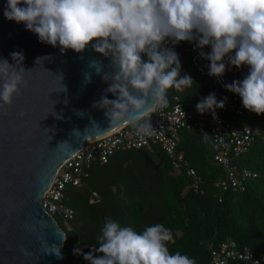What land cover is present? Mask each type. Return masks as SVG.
<instances>
[{"label": "clouds", "instance_id": "obj_1", "mask_svg": "<svg viewBox=\"0 0 264 264\" xmlns=\"http://www.w3.org/2000/svg\"><path fill=\"white\" fill-rule=\"evenodd\" d=\"M4 16L24 23L40 42L59 46L62 52L80 53L92 44L96 52L111 57L118 71L106 91L117 99L104 96L97 104L111 105L106 112L110 125L130 111L146 114L149 98L156 104L167 103L169 89L191 85L192 76L181 75L178 53L161 48L169 37L173 43L195 41L201 49L210 45V53H200L210 61V76L222 77L228 63L249 66L243 80L224 87L241 97L244 108L264 114V0H7ZM141 53L148 56L147 62ZM10 55L23 62L22 53ZM13 67L6 59L0 60V110L10 108L26 84L25 68L14 71ZM103 78L108 81L106 75ZM130 89L142 92L143 97L134 96ZM226 100H217L213 92L196 108L200 113L211 111L215 119L216 109H223ZM134 126L138 134L151 135L150 123L137 121ZM101 231L99 247L83 254L90 264H196L186 254L170 253L167 244L173 234L163 224L138 233L108 220ZM54 253L60 257L59 248Z\"/></svg>", "mask_w": 264, "mask_h": 264}, {"label": "trees", "instance_id": "obj_2", "mask_svg": "<svg viewBox=\"0 0 264 264\" xmlns=\"http://www.w3.org/2000/svg\"><path fill=\"white\" fill-rule=\"evenodd\" d=\"M166 48L178 53L181 75L189 74L193 81L183 90L169 89L165 106L178 97L191 108L213 92L217 100L222 99L223 90L216 79L201 75L193 65L195 41L185 44V48L178 43ZM232 117L256 131L252 146L234 161L237 169L247 167L253 172L244 190L224 191L216 185L226 178V172L214 158V136L207 128L185 129L179 142L189 165L203 180L198 191L186 188L192 177L186 168L176 173L171 159L161 149L121 150L107 163L95 160L84 182L65 190V203L74 210L73 217L66 221L55 213L66 230L67 263L90 264L83 254L99 247L101 230L108 220L122 227L131 226L138 233L147 226L163 224L173 234V241L167 244L170 253L186 254L196 264H213L212 250L230 238L256 255L264 253V114ZM94 192L100 194L101 200L91 201Z\"/></svg>", "mask_w": 264, "mask_h": 264}, {"label": "water", "instance_id": "obj_3", "mask_svg": "<svg viewBox=\"0 0 264 264\" xmlns=\"http://www.w3.org/2000/svg\"><path fill=\"white\" fill-rule=\"evenodd\" d=\"M6 4L0 0V60L13 64L14 71L24 67L26 84L12 106L0 110V264H68L66 230L44 208L45 193L88 139L134 122L156 103L149 98L146 114L130 111L110 125L106 112L111 105L97 104L104 96L117 99L106 91L118 71L111 57L96 52L92 44L78 53L40 42L24 23L4 16ZM171 42L167 38L161 48ZM13 52L22 53L23 62L14 61ZM141 58L149 59L144 53ZM58 248L60 257L54 253Z\"/></svg>", "mask_w": 264, "mask_h": 264}, {"label": "built area", "instance_id": "obj_4", "mask_svg": "<svg viewBox=\"0 0 264 264\" xmlns=\"http://www.w3.org/2000/svg\"><path fill=\"white\" fill-rule=\"evenodd\" d=\"M186 43L187 41H181L178 44L185 48ZM201 52L210 53L211 46L202 49L197 47L192 54V62L197 71L201 75H208L210 61L203 58ZM231 54L234 55V51ZM248 72L247 65L236 67L228 63L225 74L219 78L214 77L223 90L221 100L227 98L225 107L216 109L215 119L211 111L200 113L196 106L188 108L176 97V102L170 106L167 107L163 103L156 104L148 114L137 119L147 118L141 123L151 124V135L138 134L136 127L128 123L104 136L88 139L84 148L58 170L43 198L44 208L53 215L61 214L66 221L72 218L74 210L65 203L66 188L70 185H81L89 176V168L95 160L107 163L116 152L129 149L163 150L171 159L176 173L186 168L187 174L192 177L191 183L186 188L191 187L198 191L203 180L197 170L189 165L185 153L179 149L181 132L185 129L207 128L212 132L214 158L223 164L226 172V178L218 181L216 185H221L224 191L244 190L253 172L247 167L237 169L234 161L252 146L256 131L249 125L241 124L232 115L249 116L253 112L244 108L241 97L228 91L224 85L235 80H243ZM99 200H101L100 194L94 192L91 201ZM212 255L213 264H264V253L256 255L249 248L238 247L231 238L223 242L219 249H213Z\"/></svg>", "mask_w": 264, "mask_h": 264}, {"label": "rangeland", "instance_id": "obj_5", "mask_svg": "<svg viewBox=\"0 0 264 264\" xmlns=\"http://www.w3.org/2000/svg\"><path fill=\"white\" fill-rule=\"evenodd\" d=\"M190 42H192V41H187L186 46H187ZM171 43H173V41H172Z\"/></svg>", "mask_w": 264, "mask_h": 264}]
</instances>
